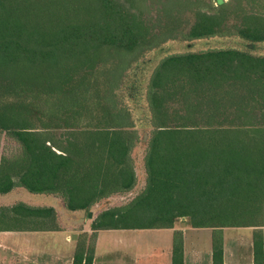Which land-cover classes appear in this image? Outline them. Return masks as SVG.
I'll list each match as a JSON object with an SVG mask.
<instances>
[{
  "label": "trees",
  "instance_id": "16d2710c",
  "mask_svg": "<svg viewBox=\"0 0 264 264\" xmlns=\"http://www.w3.org/2000/svg\"><path fill=\"white\" fill-rule=\"evenodd\" d=\"M211 1L218 11L196 10L181 39L264 42V14ZM146 31L121 0H0V132L19 149L0 153V194L46 195L70 212L109 199L93 230L170 228L186 218L213 228L212 264H222V228L253 226V264H264V54L226 47L165 55L143 93H131L146 105L137 115L114 105L96 73L105 50L130 56ZM140 128L150 130L144 186L120 203L136 184L131 152ZM58 130L61 139L44 133ZM7 210L0 224L45 230L39 225L49 219L59 229L54 206L18 201ZM84 241L72 264H92ZM171 264H183L180 231Z\"/></svg>",
  "mask_w": 264,
  "mask_h": 264
},
{
  "label": "rangeland",
  "instance_id": "374dc122",
  "mask_svg": "<svg viewBox=\"0 0 264 264\" xmlns=\"http://www.w3.org/2000/svg\"><path fill=\"white\" fill-rule=\"evenodd\" d=\"M228 4L232 2L233 8H228L229 12L236 10L240 12H255L258 14H264V0H224ZM121 2L134 13L135 18L140 23L141 28L146 31L145 40L142 41L140 47L136 49L130 56L120 53L115 50H105L106 54H103V63L100 71L98 72L97 79H100L103 83L102 89H108L110 95L114 94V105L117 108L127 109L135 114H140L142 110L146 109L143 98L136 97L133 94V90L137 88L138 91L143 93L146 82L149 79V75L158 61L165 55L187 51H202L207 49L216 48H247L252 54H264V42L251 44L236 35H224L214 36L208 38H200L196 40H183L181 39V33L185 32L194 18V12L196 10H204L209 12H216L220 8L214 1L211 0H121ZM234 13H231L229 20L232 22L234 19ZM173 35L170 36L169 35ZM248 45H252L249 47ZM104 65V67H103ZM118 70V72H117ZM117 75L115 88L112 84V77ZM112 89V92H110ZM106 91V90H105ZM97 109V108H96ZM98 111L95 112L97 115ZM93 124H98L100 120L95 117L89 120ZM36 127H40V121L34 118ZM58 130L55 134H48L46 136L61 139L62 132ZM149 129H138L139 138L132 149V162L136 173V184L131 191L122 194L119 199L120 202H127L131 199L141 188L144 186L145 171L143 166V155L146 150L147 140L149 137ZM52 138V139H53ZM19 149L16 142L9 137L5 132H0V153L2 155L10 156L17 154ZM20 196H17L18 199ZM123 198V199H122ZM103 208V205L96 206L94 211H98L99 208ZM101 208V209H102ZM8 207L2 208L0 206V212L3 210L6 212ZM66 210V209H65ZM92 209L83 212V218L80 214L78 219H73L72 212L60 211V218L62 219V228L59 227L54 235L38 234L32 236L31 246L39 250L34 253L33 259L36 261L33 264H53V251L55 248H61L62 239L65 236L64 248L67 252L72 250L74 241L77 238L84 236L83 224L88 223L91 225L92 215L94 213ZM74 213V212H73ZM76 215V214H74ZM83 219V223H81ZM93 219V218H92ZM260 223L264 222L263 216L258 218ZM46 219V222L40 223L39 227L43 226L45 231L52 232L53 229L51 221ZM81 224V225H79ZM83 226V227H82ZM264 226H259L261 228ZM254 227L252 226V229ZM45 231L41 232L44 233ZM73 234V235H72ZM56 235V236H55ZM91 236H84L82 239L85 241V245L92 244ZM87 242V243H86ZM89 243V244H88ZM75 247V245H74ZM44 251H43V250ZM46 250V251H45ZM52 251V252H51ZM17 261H13L10 264H24L19 262V256L15 257Z\"/></svg>",
  "mask_w": 264,
  "mask_h": 264
},
{
  "label": "crops",
  "instance_id": "0c3cea01",
  "mask_svg": "<svg viewBox=\"0 0 264 264\" xmlns=\"http://www.w3.org/2000/svg\"><path fill=\"white\" fill-rule=\"evenodd\" d=\"M17 196L20 197L17 199ZM18 201L36 206H54L58 228L63 226L60 211L70 212L65 210L60 200L46 195L31 194L20 189L0 194V206L10 207ZM104 204L113 205L109 199L105 200ZM95 207L96 205L91 208L92 211ZM101 208L94 211L93 219L90 220H94ZM83 212H72L73 219L77 220L80 214L83 218ZM81 221V223L84 222L83 219ZM7 223L4 221L0 224V264L17 261L15 259L17 256H19V262L33 264L36 262L33 259L34 253L39 250L32 248L30 238L34 235L39 236L38 234L54 235L61 231L58 229L52 232H47L44 229L33 230L27 223L18 225L19 227ZM83 226L84 236L92 237V264H171L173 235L176 231L182 233L183 264H212L213 228L192 227L186 218H178L170 228L93 230L87 221ZM253 230L252 227L221 229L222 264H253ZM43 231L45 232L41 233ZM261 233L264 262V227L261 228ZM84 236L81 239H75L73 243L75 247L73 245L70 252H67L63 246L65 242V236H63L61 248H55L56 251L52 250L53 259L51 262L53 264H72L76 245L79 241L84 240L82 239Z\"/></svg>",
  "mask_w": 264,
  "mask_h": 264
},
{
  "label": "water",
  "instance_id": "95a60500",
  "mask_svg": "<svg viewBox=\"0 0 264 264\" xmlns=\"http://www.w3.org/2000/svg\"><path fill=\"white\" fill-rule=\"evenodd\" d=\"M249 47H252V45H248Z\"/></svg>",
  "mask_w": 264,
  "mask_h": 264
}]
</instances>
